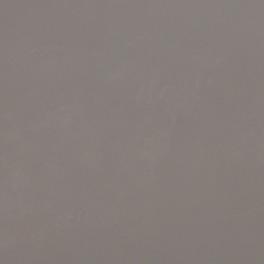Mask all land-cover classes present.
I'll return each mask as SVG.
<instances>
[{"label": "water", "instance_id": "water-1", "mask_svg": "<svg viewBox=\"0 0 264 264\" xmlns=\"http://www.w3.org/2000/svg\"><path fill=\"white\" fill-rule=\"evenodd\" d=\"M0 264H264V0H0Z\"/></svg>", "mask_w": 264, "mask_h": 264}]
</instances>
